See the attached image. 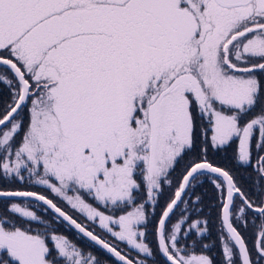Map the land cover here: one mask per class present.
<instances>
[{
  "label": "snow or ice",
  "instance_id": "1",
  "mask_svg": "<svg viewBox=\"0 0 264 264\" xmlns=\"http://www.w3.org/2000/svg\"><path fill=\"white\" fill-rule=\"evenodd\" d=\"M0 68L9 96L0 104L4 176L24 181L26 172L113 238L151 256L146 204L158 203V190L175 174L173 198L155 226L159 251L167 264H213L181 246V237L195 243L207 227L183 211L172 222L203 177L220 193L224 264L264 262V223L255 262L236 226L249 211L264 220V155L257 158L259 203L209 159L238 139L234 158L249 164L257 130L254 147L264 153V0H0ZM81 191L124 214L106 215ZM141 194L145 202L136 203ZM0 197L42 202L121 264H145L39 192L0 190ZM6 207L18 218L0 214V264H100L50 234L35 211Z\"/></svg>",
  "mask_w": 264,
  "mask_h": 264
},
{
  "label": "flooded vegetation",
  "instance_id": "2",
  "mask_svg": "<svg viewBox=\"0 0 264 264\" xmlns=\"http://www.w3.org/2000/svg\"><path fill=\"white\" fill-rule=\"evenodd\" d=\"M0 98L2 99V100H0V104H3L6 101L4 98H9L7 86L5 84H3L2 82H0ZM260 108H261V105H257V107L254 109L256 114L260 111ZM25 120H27V119L25 118ZM19 141H20V137L17 136L16 145H18ZM235 142L236 141L231 142L228 146H225L223 148L227 152V157L222 158L220 161L225 163V165H227V166H231L230 170L227 168L226 169L229 170L231 172V174L235 177V180H236L238 186L241 187L242 191H244L248 195V198H249V196L253 195L252 194V187L253 186H251V185L248 186L247 184L245 186H243V185L239 184L238 181H239V179L251 178L252 172L250 169H251L252 163L250 162L249 164L243 165L242 163L238 162L234 158V156L238 150L236 147L237 145L234 146ZM223 149H221V150H223ZM13 150H14V148H13ZM219 155H220V153L218 152V150L213 151L212 155L209 156V159L210 160H213V158L216 159L215 156H219ZM262 155H264V153ZM216 160H218V159H216ZM218 166H221V165L218 164ZM257 166H256V168H254L255 171H257ZM221 167H223V166H221ZM224 168H225V166H224ZM24 176H25L24 181H20L18 179H14V178L9 177V176H4L3 172L0 171V190L36 191V192H39V193L45 195L44 193L41 192V189L43 188L48 193L55 196V194L52 193L49 189H47L46 186L34 184L32 182V180H30V178L28 177V174L26 172L24 173ZM169 178H167L165 180V182L169 181L168 180ZM32 179H34V178H32ZM208 184H212L209 179L201 178L200 183L197 184L196 187L193 189V191L195 192V195H197L201 199H203L205 197L204 204H206V205H210L211 203H214L216 200L220 201V193L217 192V190L214 188V186L210 187V186H208ZM163 188L164 187H162L157 192L158 203L156 205H152L151 203L146 204V212H147L149 223H148L147 228H146L147 235H146L145 242L149 245L150 249H152L153 254L151 256H148L144 253H139L138 250L133 249L130 245H127L126 242H119L117 239L113 238L110 234H108L106 232V230H102L98 226V221L94 223V222L88 220L84 214L80 213L78 210H74L71 207V205L68 204L67 201L63 200L61 197H58V199L52 198V200L54 203L57 204L58 207L61 208L62 211H64L66 214L70 215L73 219H75L82 226H86L87 230L93 231V233L95 235H98L101 239H104L106 242L111 243L114 246H116L117 250L121 251L122 254H126L129 259H132L134 261H144L145 264H167V261H166L164 255L159 251L158 239H157L156 234H155V226L157 224L158 217L161 214L162 209L166 205V203L163 202V198H162L164 195V191L162 190ZM207 188L210 191H209V194L207 196H205L208 193ZM71 194H72L71 196L76 195V193H74V192H71ZM80 195L82 196V198L86 202L93 204V206H95V200L92 199L90 196H88L86 193L81 191ZM45 196L48 199H51L49 196H47V195H45ZM192 196H193L192 192H189L187 195H185L183 197L184 200L189 201V203L187 205H185L184 203H179L178 209L176 210V213L173 217L172 222L173 223L178 222L179 214L182 211L185 212L186 215H190L193 220H197L196 217L198 215L203 214L204 220L201 221L202 226L207 227L208 231L203 233L200 236H197L195 238L196 239L195 243L193 242V240L188 239L187 237H181V246H186L188 248V251L190 254L199 255V254L203 253V254L208 255L212 260L219 261L220 260V258L218 259L219 256L212 257V250H211V247H212L211 240L212 239H211V231H210V230H212L211 229L212 227L209 225V221H210V219L215 217L216 211L214 212L215 214H213L210 218H208V214L210 213L208 211H211L212 209L204 211V207L198 205L196 202L192 204V202H191ZM145 200H146V196L141 194L140 198H138L136 200V203H142V202H145ZM207 200H209V203H207ZM13 202L19 203V204H21V206H22V204L29 203L28 204L29 207H27L28 209H30L31 204L37 203L33 200H23V199H19V200L8 199L7 200V199L0 198V214H8V215H11L13 217L18 218V214L8 212L7 207H6V205H10V203H13ZM30 202H35V203L30 204ZM37 204L39 207L40 206L42 207L43 211L38 213V211H39L38 207H36L35 205L32 206L31 210L35 211L38 215H40L42 220L48 222L47 226L50 229V234L63 235L65 237H67L72 243L76 244L77 247L79 249H81V251L83 252V254L85 256H87L88 254H91L92 256L96 257L100 261V264H119L109 253H106L98 245L93 244L90 240H88L87 238L80 235L76 230H73V228L69 224H67L66 221H64L62 218H60L59 216H57L56 214L51 212L48 208H46V206H44L43 204H39V203H37ZM100 205H102V204H100ZM102 206H104V205H102ZM101 209H103V208H101ZM130 210H131V207L125 209V211H130ZM100 211H104L106 215H117L118 216V215L124 214V212H122V211H118V212L113 213L111 211V209L106 208L105 206H104V210H100ZM51 215H52V217H51ZM20 219H23V218H20ZM205 220L207 221V224L203 225V222ZM33 226H36V222H33ZM236 226L241 231L239 224L237 225V223H236ZM183 228L186 231L188 228L187 224L183 225ZM218 228L220 230L219 233L221 235V231H222L221 222L220 223L218 222ZM243 237H244V235H243ZM245 240H246V238H245ZM204 244L208 245L207 249H204L202 247V245H204ZM50 245H51V242H50ZM221 245H222V242H221ZM248 247H249V249L253 250L252 245L248 244ZM222 249H223V245H222ZM253 253L255 254V251ZM254 254H253V260L255 262ZM223 261H224V256H223L222 262ZM213 264H214V262H213ZM223 264H224V262H223Z\"/></svg>",
  "mask_w": 264,
  "mask_h": 264
},
{
  "label": "rangeland",
  "instance_id": "3",
  "mask_svg": "<svg viewBox=\"0 0 264 264\" xmlns=\"http://www.w3.org/2000/svg\"><path fill=\"white\" fill-rule=\"evenodd\" d=\"M4 73V69L3 68H0V74H3ZM0 100H2L1 98H0ZM2 102V101H1ZM256 116V113H255V111H254V109H253V111L252 112H250V113H248V115L246 116V118H245V121H249V120H251L252 118H254ZM25 117H26V112H25ZM25 123H27V120H25ZM209 135H210V133H209ZM260 140V136H259V132H258V130L257 131H255V133H254V137H253V139H252V141H251V143H252V145H253V148H252V160H251V163H252V165L254 166V168H256V166L258 165L257 164V158H258V156L259 155H262L263 153H260V152H258V150H256L255 149V147H254V145H255V143H257L258 141ZM234 141H236L235 143H234V146L235 145H237L236 147H237V149H238V144H239V141H238V139H234L232 142H234ZM231 143V142H230ZM214 151H216V150H214ZM213 152V151H212ZM212 152H210L209 153V156L210 155H212ZM218 152L220 153V155L219 156H215L216 157V159H218V160H221L222 158H224L225 156H227V152L225 151V149H223V150H218ZM244 165V164H243ZM257 177H259V175L257 174ZM203 178V177H202ZM169 181L171 180V183H169V181H167V182H165L164 184H163V191H164V195H163V202H165L166 204L168 203V202H170V200L173 198V193H174V191L176 190V176H175V174L172 176V177H170L169 179H168ZM258 180V179H257ZM53 182H55V181H53ZM208 186H210V187H213L214 185L213 184H208ZM196 187V186H195ZM257 188H258V191L260 192L261 191V183H260V178H259V180H258V184H257ZM207 190H208V193L205 195V196H207L208 194H209V189L207 188ZM41 192L42 193H44L45 195H47V196H49L51 199L53 198V199H58V195H56L55 194V196L54 195H52V194H50V193H48L45 189H41ZM83 192V191H82ZM217 192L219 193V191L217 190ZM68 195H72L71 194V192H69L68 193ZM79 195H80V193H79ZM196 197H197V195H193L192 196V204L193 203H197L198 205H200V206H202V207H204V211L205 210H210V209H212L211 211H208V212H210L209 214H208V218H210L213 214H215L214 212L216 211V217H218L219 218V208H218V204H219V201H215L214 203H211L210 205H206V204H204V202H205V197L203 198V199H201L200 197V201L199 202H197L196 201ZM262 197H260L259 199H258V201H256V203H259V201H260V199H261ZM251 200V199H250ZM253 201V200H252ZM31 203H35V202H30V204ZM207 203H209V200H207ZM29 203H27V204H22V207H29V205H28ZM237 204H239V200H237ZM33 205H35L36 207H38V213H40L41 211H43L42 210V207L40 208L39 206H38V204L36 203V204H31V207H30V209L29 210H31V208H32V206ZM166 206V205H165ZM164 206V207H165ZM95 207H97L98 208V210H104V206H102V205H100L98 202H96L95 201ZM101 208H103V209H101ZM131 211V210H130ZM203 211V212H204ZM245 219H243V220H240V221H236V223H237V225L239 224V227H240V229L242 230L241 232H242V234L244 235V238H246V241H247V243L248 244H250V245H252V248H253V252H254V245H255V243H256V240H257V238H258V235H259V231H260V226H261V224L262 223H264V220H262L261 219V217L259 216V214H258V212H252V211H249V212H246L245 214ZM51 217H52V215H51ZM197 219H199L200 221H202V220H204V215L202 214V215H198L197 217H196ZM220 219V218H219ZM219 219H218V221H219ZM210 221H211V219H210ZM210 221H209V223H210ZM220 222H221V220H220ZM220 232V231H219ZM221 234H222V231H221ZM225 235H226V233H224ZM219 236H221L220 235V233H219ZM255 256H256V253L254 254V259H255ZM261 264H264V262H261Z\"/></svg>",
  "mask_w": 264,
  "mask_h": 264
},
{
  "label": "trees",
  "instance_id": "4",
  "mask_svg": "<svg viewBox=\"0 0 264 264\" xmlns=\"http://www.w3.org/2000/svg\"><path fill=\"white\" fill-rule=\"evenodd\" d=\"M4 99L7 101L9 98H4ZM226 157L227 156H225L224 158H226ZM212 161L218 163L219 165H221L223 167L225 166V168H227L229 170L231 169V166L225 165V163H223L220 160H216V159L213 158ZM250 170L252 172L251 178L239 179L238 182H239V184H241L243 186H245L246 184L248 186H250V185L253 186L252 187V194L253 195L249 196V198L256 202L260 198V196L257 195L258 193H260L258 191V188H257L259 177H257L258 173H257V171H255L253 165H251V169ZM218 219L219 218L215 216L214 218L211 219V221L209 223V225L212 227L211 228L212 230H210L211 231V239H212L211 240V243H212L211 250H212V257L219 256L218 259L220 258L219 261H214L213 260L214 264H223V262H224V261L222 262V260H223V250H222V245H221V239L219 237V231L220 230L218 228V222L220 223V219H219V221H218Z\"/></svg>",
  "mask_w": 264,
  "mask_h": 264
},
{
  "label": "water",
  "instance_id": "5",
  "mask_svg": "<svg viewBox=\"0 0 264 264\" xmlns=\"http://www.w3.org/2000/svg\"><path fill=\"white\" fill-rule=\"evenodd\" d=\"M0 198H2V199H16V200H19V199H23V200H32V198H19V197H13V198H3V197H0ZM39 204H43L42 202H40ZM44 206H46V205H44ZM46 208H48L51 212H53L54 214H56L55 212H54V210H52L49 206H46ZM57 216H58V214H56ZM61 218V217H60ZM63 219V218H62ZM66 223L67 224H69L72 228H73V230H76L80 235H82L83 237H85V238H87L88 240H90V238H88V237H86V236H84L82 233H80L77 229H75V227L74 226H72L71 224H70V222H67L66 221ZM91 241V240H90ZM93 244H95V245H98V244H96L95 242H93V241H91ZM100 248H102V246H100V245H98ZM103 249V248H102ZM106 253H108L107 252V250H105V249H103ZM119 264L121 263L120 261H118V258H116L115 256H113L111 253H109ZM122 254V253H121ZM165 257V256H164ZM165 259H166V257H165Z\"/></svg>",
  "mask_w": 264,
  "mask_h": 264
}]
</instances>
